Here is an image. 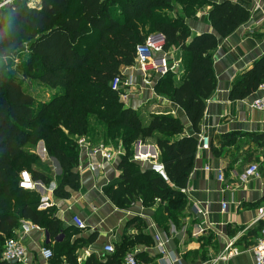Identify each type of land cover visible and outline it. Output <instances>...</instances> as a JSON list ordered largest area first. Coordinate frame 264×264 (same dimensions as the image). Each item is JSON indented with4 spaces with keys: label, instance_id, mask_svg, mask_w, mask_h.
Segmentation results:
<instances>
[{
    "label": "trees",
    "instance_id": "obj_1",
    "mask_svg": "<svg viewBox=\"0 0 264 264\" xmlns=\"http://www.w3.org/2000/svg\"><path fill=\"white\" fill-rule=\"evenodd\" d=\"M15 0L0 15V264L5 244L14 240L22 221L44 229L58 240L61 222L52 211H40L41 197L19 187L27 172L35 183L52 182L50 171L34 153L43 143L49 158L62 171L54 194L68 199L79 190L77 138L92 145L121 144L116 185L103 189L117 208L137 201L154 207L157 223L164 226L183 215L186 188L194 169L199 140L184 136L185 127L172 115L145 116L127 108L113 80L135 65L136 49L151 35L164 38V51L179 46L183 75L158 76L155 92L180 108L195 135L205 115L207 101L216 89L213 54L220 41L250 20L249 0ZM175 5L182 15L172 17ZM210 6L212 33L190 40L186 19ZM16 61L19 63L15 65ZM14 66V67H13ZM26 82L45 88L49 99L37 102ZM264 82V57L238 77L230 101L254 95ZM154 139L167 181L133 161L134 145ZM264 147V135L254 137ZM73 234L69 233L68 235ZM56 244L51 261L65 258L78 264L70 237ZM133 245L128 239L107 257L84 264H122Z\"/></svg>",
    "mask_w": 264,
    "mask_h": 264
},
{
    "label": "crops",
    "instance_id": "obj_2",
    "mask_svg": "<svg viewBox=\"0 0 264 264\" xmlns=\"http://www.w3.org/2000/svg\"><path fill=\"white\" fill-rule=\"evenodd\" d=\"M207 1L217 3L222 0ZM256 1L262 10L252 12L253 2H250L249 22L221 40L213 54L216 89L207 101L199 135L194 134L180 108L156 94L158 75L153 76L154 93L147 90L134 93L126 105L142 110L145 116L172 115L184 125V136L209 139L210 150L198 149L194 169L184 188L188 194H183L187 200L183 215L160 226L156 216L159 202L154 207L144 206L141 201L125 209L114 206L103 189L118 182L122 155L111 162L103 161L102 169L96 174L81 172L77 166L79 190L72 192L68 199H58L54 192L62 175L61 168L55 159L47 156L44 144H38L34 153L47 166L52 178L47 186L39 182L35 191L43 203L39 210L52 211L61 222L62 233L53 241L44 229L22 221L14 232L13 241L26 250L25 262L15 264H67L62 257L60 262L46 261L42 250L50 249L54 253L56 244L62 243L69 233H73L68 237L70 245L76 247L78 264H84L92 257L105 263L106 258L112 256L105 253V246L112 245L116 250L127 239L133 243L128 254H134L138 264H163L165 259L157 247L156 237L164 242L165 258L174 260L175 264L255 263L252 251L263 230V224L256 221L258 209L264 204V147L253 138L264 135V113L249 109L245 103L260 95L255 93L246 100L232 102L230 92L236 79L264 57V0ZM210 9L205 6L194 17L186 19L190 40L213 32L208 19ZM171 15H182V8L175 5ZM171 51L180 59L179 46ZM123 72L131 73L132 70L128 68ZM181 72L183 75V67ZM134 75L139 82L140 73ZM181 76L175 78L176 84L180 83ZM110 145L123 150L121 144ZM133 152L134 155L148 153L156 156L154 161L159 160L154 139L136 143ZM82 159L86 162L85 156ZM139 164L150 167V161ZM252 164L259 165L260 179L245 181V170ZM206 167L210 171H205ZM220 174L223 182L219 181ZM223 204L228 205L227 212L222 210ZM74 217L85 224V229L76 227ZM230 252L237 255L227 257ZM222 256L225 259H220Z\"/></svg>",
    "mask_w": 264,
    "mask_h": 264
},
{
    "label": "built area",
    "instance_id": "obj_3",
    "mask_svg": "<svg viewBox=\"0 0 264 264\" xmlns=\"http://www.w3.org/2000/svg\"><path fill=\"white\" fill-rule=\"evenodd\" d=\"M15 0H7L6 6L13 3ZM253 2L252 12H259L262 10L261 5L256 0H249ZM29 5L31 7H38L40 5L38 0H30ZM164 38L160 35L149 36L142 46L136 49V60L135 65L129 69L132 70L131 73L122 72L121 76L116 77L112 84V91L119 93L122 103L126 106L129 104V97L137 92H142L144 90L154 93L153 76L158 75L159 77H164L169 73L179 75L182 64L181 60L177 59L174 52L164 51ZM140 73L141 79L138 82L136 75L134 73ZM256 94L260 95L253 98L250 101H245L249 109L256 111L258 113H264V82L259 86ZM76 145L79 149V170L81 172H90L96 174L102 169V163L111 162L117 157L123 155V150L121 148L114 149L110 144H98L92 145L86 138H77ZM199 148L202 150H210L209 139L205 137H200ZM85 156L86 162L82 159ZM156 156L151 154H141L133 156L134 162H145L150 161L149 169L158 174L164 181H167L163 166L154 161ZM153 160V162L151 161ZM260 167L258 164H252L248 166L244 173V180L249 181L253 179H260ZM205 171H210L208 167ZM219 181L223 182V176L219 175ZM39 183H35L32 177L27 172H22L20 175L19 187L25 191H36ZM28 185V186H25ZM182 194L187 195L188 190L182 189L180 191ZM47 204H45L46 206ZM43 206V203H42ZM222 210L224 212L228 211V205L223 204ZM263 224L262 235L257 241L256 246L253 248V255L255 259L254 264H264V204L258 209L257 221ZM73 223L78 229H85V224L77 217L73 218ZM158 244V249L165 261L163 264H175L174 260L165 258L166 251L164 242H162L158 237H156ZM233 244V243H232ZM230 244L229 247L232 246ZM228 247V248H229ZM229 250V249H228ZM105 253L113 254L115 252L112 245H107L104 248ZM26 250L23 245L17 241L10 240L5 244L4 251L2 254V260L5 263H24L25 262ZM237 255V253L230 252L227 257ZM42 257L46 261H50L53 258V253L50 249L42 250ZM220 259H225L224 256ZM213 261L212 264H215ZM122 264H138L137 259L134 254H127L124 257Z\"/></svg>",
    "mask_w": 264,
    "mask_h": 264
},
{
    "label": "rangeland",
    "instance_id": "obj_4",
    "mask_svg": "<svg viewBox=\"0 0 264 264\" xmlns=\"http://www.w3.org/2000/svg\"><path fill=\"white\" fill-rule=\"evenodd\" d=\"M12 3H10L8 6H10ZM6 6V7H8ZM19 62L16 61L15 65ZM14 67V66H13ZM182 75V72L179 73V76ZM26 89L29 91V93L36 99L37 102H44L49 99V96L47 95V92L45 91V88L37 85L36 83H30L26 82ZM38 148V147H37ZM36 148V149H37ZM35 149V150H36ZM47 163V162H46Z\"/></svg>",
    "mask_w": 264,
    "mask_h": 264
},
{
    "label": "water",
    "instance_id": "obj_5",
    "mask_svg": "<svg viewBox=\"0 0 264 264\" xmlns=\"http://www.w3.org/2000/svg\"><path fill=\"white\" fill-rule=\"evenodd\" d=\"M7 0H0V15L2 13V10L6 7ZM41 146H43V143H40ZM15 264V263H12Z\"/></svg>",
    "mask_w": 264,
    "mask_h": 264
},
{
    "label": "snow or ice",
    "instance_id": "obj_6",
    "mask_svg": "<svg viewBox=\"0 0 264 264\" xmlns=\"http://www.w3.org/2000/svg\"><path fill=\"white\" fill-rule=\"evenodd\" d=\"M25 186H28V185H25Z\"/></svg>",
    "mask_w": 264,
    "mask_h": 264
}]
</instances>
